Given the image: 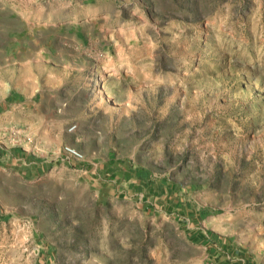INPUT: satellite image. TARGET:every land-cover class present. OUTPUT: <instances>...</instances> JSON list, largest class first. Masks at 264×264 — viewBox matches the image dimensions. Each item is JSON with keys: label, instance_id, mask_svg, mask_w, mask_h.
<instances>
[{"label": "rangeland", "instance_id": "obj_1", "mask_svg": "<svg viewBox=\"0 0 264 264\" xmlns=\"http://www.w3.org/2000/svg\"><path fill=\"white\" fill-rule=\"evenodd\" d=\"M0 264H264V0H0Z\"/></svg>", "mask_w": 264, "mask_h": 264}, {"label": "built area", "instance_id": "obj_2", "mask_svg": "<svg viewBox=\"0 0 264 264\" xmlns=\"http://www.w3.org/2000/svg\"><path fill=\"white\" fill-rule=\"evenodd\" d=\"M75 126H72V129H74ZM66 150L68 153H70L71 155L75 156V157H81V153L76 149V148H73L71 146H67L66 147Z\"/></svg>", "mask_w": 264, "mask_h": 264}]
</instances>
